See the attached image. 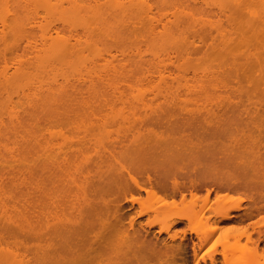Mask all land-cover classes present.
Masks as SVG:
<instances>
[{
    "label": "rangeland",
    "instance_id": "rangeland-1",
    "mask_svg": "<svg viewBox=\"0 0 264 264\" xmlns=\"http://www.w3.org/2000/svg\"><path fill=\"white\" fill-rule=\"evenodd\" d=\"M3 1L0 8L7 4L20 15L11 16L18 21L10 23L12 29L32 12L46 16L41 11L34 16L27 0ZM56 1L69 8L65 0ZM98 1L106 22L94 50L107 62L90 64L88 53L79 72L73 61L61 66V74L46 75L32 50H8L2 56L3 45L9 47L13 38L8 44L0 40V264H33V250L45 248V240L33 237L42 209L35 207L41 197L29 189V151L35 129L50 122L72 140L84 135L147 140L154 144L149 155L154 165L203 184L195 197L189 194L185 202L173 204L177 211L194 203L205 210L173 225L174 240L203 229L213 209L237 208L232 214L240 216L221 223L219 239L197 253L202 262L209 264L214 254L217 264H229L219 254L225 240L243 244L246 235L255 239L264 233V0H142L153 17L146 22L131 0ZM116 2H124L123 13L115 10ZM43 18L42 23L58 25L69 35L58 16ZM10 28L5 32L11 36ZM47 88L52 93L37 101L34 92ZM206 187L214 189L209 196ZM158 203L156 197L143 200L144 206ZM163 218L151 214L142 220L154 222L156 232L157 219ZM161 236L169 239L165 232ZM184 256L192 261L191 242Z\"/></svg>",
    "mask_w": 264,
    "mask_h": 264
},
{
    "label": "bare ground",
    "instance_id": "bare-ground-1",
    "mask_svg": "<svg viewBox=\"0 0 264 264\" xmlns=\"http://www.w3.org/2000/svg\"><path fill=\"white\" fill-rule=\"evenodd\" d=\"M27 1L33 10L25 3L29 7L27 9L34 11V16H38L40 11L48 17L58 16L59 23L67 28L69 35L58 25L42 23L40 18L43 16L33 17V12L30 16L26 12L25 19L18 18L20 24L12 29V25L18 22L17 18H11L17 15L14 14L15 9L10 12V6L1 3L0 40L5 44L7 38L8 41L13 38L10 45L6 42L7 48L0 42V47L3 45L2 49H6L0 50L2 56H6L8 50L10 53L32 50L39 60V67L46 75L52 76L61 74V66L73 61H78L74 69L79 72L81 64L89 57L86 56L88 53L92 56L90 64L108 61L94 50L95 37L99 31H105L103 10L98 8L101 2L89 0L84 4L81 0H69L72 1L70 3L65 0L69 8L64 9L54 0ZM129 2L137 17L144 22L145 18L153 20L151 9L144 1ZM123 3H117L115 10L123 13ZM9 26L14 30L9 29L11 36L5 32ZM158 73L159 77H164ZM34 93L37 101L43 102L52 90L39 89ZM152 142L158 144L157 141ZM153 146L147 140L128 136L98 139L84 135L83 139L72 140L65 130L51 122L44 124L43 129H35L29 151L32 170L29 189L32 196L41 197L40 204L35 207L42 209V218L38 223L34 221L33 237L45 240V248L33 250V264H40V256L45 260L42 264H145L148 259H157L160 264H208L199 260L198 251L219 239L221 223L234 221L240 216L232 214V210L237 208L213 209L211 217L205 219L209 225L206 223L203 229H196L194 236L183 235L174 240V236L169 234L173 225L183 219L200 216L205 210L199 208L201 206L196 209L194 203L186 211H177L173 204L175 201L185 202L189 194L195 197L204 185L196 180H186V175L172 169L154 165L149 159V155L154 154L151 153ZM205 191L209 196L214 189L206 187ZM145 197H156L159 203L144 206ZM151 214L164 217L157 219L159 229L156 232L152 229L154 222L142 220L143 216L151 217ZM249 214L251 211L245 215ZM163 232L169 235V239L161 236ZM245 239L243 244L239 239L235 243L225 240L219 254L229 264H264V233L255 239L246 235ZM188 242H191L192 261L184 256ZM8 257L4 255V258ZM217 263L218 258L213 254L209 264Z\"/></svg>",
    "mask_w": 264,
    "mask_h": 264
}]
</instances>
